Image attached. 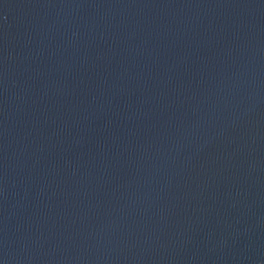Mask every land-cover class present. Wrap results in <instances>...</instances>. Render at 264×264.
I'll use <instances>...</instances> for the list:
<instances>
[{
	"label": "water",
	"instance_id": "water-1",
	"mask_svg": "<svg viewBox=\"0 0 264 264\" xmlns=\"http://www.w3.org/2000/svg\"><path fill=\"white\" fill-rule=\"evenodd\" d=\"M0 264H264V0H0Z\"/></svg>",
	"mask_w": 264,
	"mask_h": 264
}]
</instances>
